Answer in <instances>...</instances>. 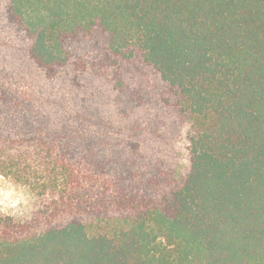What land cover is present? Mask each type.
I'll use <instances>...</instances> for the list:
<instances>
[{
    "label": "trees",
    "instance_id": "obj_1",
    "mask_svg": "<svg viewBox=\"0 0 264 264\" xmlns=\"http://www.w3.org/2000/svg\"><path fill=\"white\" fill-rule=\"evenodd\" d=\"M0 264H264V0H0Z\"/></svg>",
    "mask_w": 264,
    "mask_h": 264
},
{
    "label": "rangeland",
    "instance_id": "obj_2",
    "mask_svg": "<svg viewBox=\"0 0 264 264\" xmlns=\"http://www.w3.org/2000/svg\"><path fill=\"white\" fill-rule=\"evenodd\" d=\"M50 200V197L38 196L27 186L0 175V214L19 223L31 224Z\"/></svg>",
    "mask_w": 264,
    "mask_h": 264
}]
</instances>
